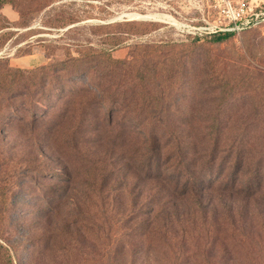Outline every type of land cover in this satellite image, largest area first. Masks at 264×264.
I'll list each match as a JSON object with an SVG mask.
<instances>
[{"label":"rangeland","instance_id":"rangeland-1","mask_svg":"<svg viewBox=\"0 0 264 264\" xmlns=\"http://www.w3.org/2000/svg\"><path fill=\"white\" fill-rule=\"evenodd\" d=\"M240 1L243 0H62L30 21L20 18L17 25L9 26L4 31L7 37L0 41V60L24 58L28 55L18 56L17 51L28 50L31 56L44 55L48 64H58L68 56H77L81 47L90 46L109 50L115 60L131 61L137 45L183 47L198 38L204 47L187 64L186 75L179 74L178 83L172 85V98L166 99L171 107L168 120L172 128L182 144L188 145L194 144L192 139L197 136L192 126L214 120L239 122L246 129L241 133L254 141L261 136L262 128L256 125L261 118L252 112L251 105L264 101V89L243 93L247 89L244 87L242 94H222L221 99L219 94L212 98L200 95L201 90L195 87V79L200 83L206 71L204 64L212 60L264 72V57L259 60L246 54L254 51L264 55V24L235 33L220 46L206 44L213 34L202 31L203 27L215 24L223 5ZM245 1L253 9H264V0ZM61 16H70L76 23L64 28L47 23ZM125 23L143 25L120 26ZM39 63L34 59L29 65ZM237 68L231 73H236ZM30 78L27 74L19 76V86ZM249 89L253 91L252 87ZM40 105L34 112L25 108L10 111L5 107L6 101L0 99V250L7 249V254L15 255L18 249H24L20 259H13L14 264H264V167H259L264 163V152L259 156L251 153L248 163L242 153H225L219 156L217 166L209 167V171L205 168L204 172L195 155L189 153L180 158L177 154L174 159L173 147L161 144L155 154L161 165L150 172L143 168L139 141L124 140L126 135L107 139L104 132L97 136L92 132L84 136V146L78 151L64 148L58 141L60 131L55 130L57 122L50 128L41 125L53 117L58 119L60 109L49 112L46 102ZM33 116L42 121L36 128ZM249 123L254 124L249 127ZM172 159L176 160V167H171ZM181 160L184 164L191 160L190 167H184ZM233 170L239 176H234ZM185 172L191 173L187 177L192 188L195 181H200L199 192L183 193L185 196L176 201L174 209L167 210L175 223L167 245H151L159 235L157 231L142 243V232L145 236L149 221L155 217L152 203L158 197L160 181L166 183L170 194L176 176ZM240 179L246 187L259 181V191H263L240 200L234 195L235 185L241 186ZM197 195L208 208L203 215L195 207ZM251 205L254 206L247 211L243 209ZM242 213H251V219L240 223ZM174 215L183 226L176 224ZM201 216L222 230L232 228L234 223L237 229L244 226L255 243L259 239L262 242L261 255L258 248L253 253L245 242L241 247L234 243L228 247L227 240L218 241L217 235H207ZM180 229L187 230L183 250L177 247L178 241H184ZM55 233L56 242L51 243ZM126 244L128 249L123 251ZM33 245L36 253L29 261Z\"/></svg>","mask_w":264,"mask_h":264},{"label":"trees","instance_id":"trees-1","mask_svg":"<svg viewBox=\"0 0 264 264\" xmlns=\"http://www.w3.org/2000/svg\"><path fill=\"white\" fill-rule=\"evenodd\" d=\"M58 1L62 0H0V23L4 24L0 28V41L7 37V33H4V31L9 26L13 27L1 14L4 6L12 7L21 20L27 22L33 17L40 16L47 8ZM25 4H29V7L24 6ZM47 23L58 26V28H64L75 24L76 21L70 16H61L55 21L49 20ZM141 25L143 24H120V26L127 28H135ZM261 26L253 29H258ZM234 36L235 33L216 34L206 44L212 47L220 46L230 41ZM203 47L204 44H200L198 38L193 40L190 45L183 47L171 44L137 45L133 47L131 61H118L113 59L109 50L84 46L80 48L81 50L77 56H68L66 60L58 64L47 63L34 69L12 67L9 58L7 61L0 60V99L3 102L6 101L5 107L10 111L25 108L34 112L43 102L47 103V111L49 112L50 110L60 109L56 115L59 118L55 119L53 117L50 122L38 120L37 117H34L37 116V113H35L33 128L40 121L44 123L41 125L48 128L57 122L55 130L57 133L60 131L58 141L70 151H78L79 148H82L85 142L83 140L84 136L91 135L92 132L95 136L104 132L107 134V139H116L118 135H126L123 137L124 140H137L143 150V168H148L150 172L155 171L161 165V159L158 158V155H155L162 147L161 144L173 147L174 159L177 154L180 158L188 156L189 153L195 155L201 161L204 172L205 168L209 171V167L217 166L220 161L219 156L225 153H232V155L235 153L241 155L242 153L244 157H247L245 162L248 163L251 153L259 156L258 153L264 152L263 100L254 101L251 105L252 112L261 118L259 124L256 123V125L262 128L261 136L254 141L249 139L247 134L245 138L244 133H241L246 129L239 122L230 124V121L221 123L214 120L210 124L203 123L197 127L192 126V129H190L197 131V136L192 139L195 143L183 145L168 120L171 107L166 99L172 98V94H170L173 91L172 85L178 83L176 80H178L179 74L186 75L187 64L193 60L196 53ZM17 52L18 56L29 55L30 53L28 50H18ZM246 54L259 60L264 57L263 54L260 53L259 56L254 51H247ZM204 65L206 71L202 75L200 83H198V78L195 79L196 89L201 90L200 95L212 98L215 94H219L222 99V94L227 97L234 93L242 94L244 87L247 89L243 93H259L264 89V72L257 73L245 68H237L239 65L221 60H212ZM234 68H237V70L236 73L233 72L232 74L231 71ZM25 74L32 78L25 85L19 86L20 80L18 78ZM260 78L261 80H259ZM249 87H252L253 91H250ZM215 99L219 98L216 97ZM48 115L53 116L50 113ZM253 124L249 123V127ZM224 150L226 151L224 152ZM151 156L153 157L151 158ZM174 159L171 160V167H173V164L176 167L177 162ZM190 161L184 164L181 160V164H184V167H190ZM259 167H264V163H260ZM235 169L237 170L239 167H235ZM233 173L234 176H239L238 172L234 170ZM188 174L191 176V173ZM188 174L185 172L183 175L178 174L176 176L173 191L170 194L166 192L167 189L164 186L166 183L160 181V186L156 190L158 197H155L156 200L152 203L155 207L153 213L155 217L149 221L145 236L144 231L141 230L143 231L142 239L144 238L142 243L149 240L154 235V231H157L159 235L155 237L151 245L157 248L167 245L175 226L173 219L168 217L167 210L174 209V204L182 196L191 195L194 192L196 194V191L199 192L200 181H195L192 188L190 177H187ZM240 181L241 186L239 187L236 184L234 188L236 190L234 195L240 200L242 198H252L263 191V189L259 191L261 186L259 181H252L249 187L243 185L245 182L241 179ZM214 185L216 183L211 188H215ZM214 188L213 190H215ZM198 196L194 199L195 207L203 215L208 208L202 198H198ZM253 206H244L243 209L247 211ZM144 208L147 207L144 205ZM191 217L195 220L194 214H191ZM250 217L251 213L240 214V223L242 220L248 222L245 219H251ZM174 218L176 224L183 226L176 215H174ZM199 218L204 223L205 227L203 228H205L207 235L211 237L217 235V240L220 238L227 240L226 245L228 247L231 246L230 243H234L236 247L238 245L241 247L242 242H245L248 249L255 253V248H258L259 255H261L262 242L259 239V243H255V240L248 235L249 232L244 230V226L237 229L234 223L232 228L222 230L217 228L208 217L201 216ZM180 230L184 241H178L177 247L183 250L186 246L184 243L187 241V230ZM56 237V233L51 236V243L56 242ZM232 238H236V240L230 241ZM237 238L239 239L238 242ZM250 243L255 244L252 246ZM35 248L33 245L28 257L29 261L34 258ZM126 249H128L127 244L123 247V251ZM23 251L22 248L18 249L15 255H12L7 254V249H1L0 264H14L13 259L15 257L20 259Z\"/></svg>","mask_w":264,"mask_h":264},{"label":"built area","instance_id":"built-area-1","mask_svg":"<svg viewBox=\"0 0 264 264\" xmlns=\"http://www.w3.org/2000/svg\"><path fill=\"white\" fill-rule=\"evenodd\" d=\"M264 24V9H253L243 0L237 4L226 3L220 8L219 18L210 27H203L202 31L210 34L240 33Z\"/></svg>","mask_w":264,"mask_h":264},{"label":"crops","instance_id":"crops-1","mask_svg":"<svg viewBox=\"0 0 264 264\" xmlns=\"http://www.w3.org/2000/svg\"><path fill=\"white\" fill-rule=\"evenodd\" d=\"M1 14L3 15V17L11 24V26H15L19 23L20 21V17L18 15V13H16L12 7L10 6H4L1 10ZM39 60L40 63L30 67L29 64H31V62L33 60ZM11 66L15 67V68H22V69H34L37 68L39 66L45 65L47 64V60L45 59V56L40 54L39 57H37L36 55L31 56L28 55L24 58H14L12 57L10 60Z\"/></svg>","mask_w":264,"mask_h":264},{"label":"bare ground","instance_id":"bare-ground-1","mask_svg":"<svg viewBox=\"0 0 264 264\" xmlns=\"http://www.w3.org/2000/svg\"><path fill=\"white\" fill-rule=\"evenodd\" d=\"M134 17H137V15H133Z\"/></svg>","mask_w":264,"mask_h":264}]
</instances>
